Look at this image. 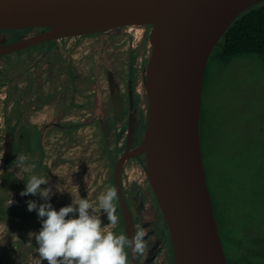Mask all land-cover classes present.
<instances>
[{
  "label": "rangeland",
  "instance_id": "1",
  "mask_svg": "<svg viewBox=\"0 0 264 264\" xmlns=\"http://www.w3.org/2000/svg\"><path fill=\"white\" fill-rule=\"evenodd\" d=\"M145 26H124L101 34L59 38L52 47L49 42H39L34 44L36 46L24 48L26 51L22 53L19 50L8 54L6 62L0 61V100L6 94L21 98L31 82L26 98L31 96V106L39 108L32 110L31 123L40 127L57 121L63 126L49 127L43 163L37 161L41 152L35 151L29 144L17 154L25 155L28 163L35 164L31 174L49 178L55 193L51 203L57 210L62 200L64 206L72 203V194L77 197V190L80 192L89 185L91 188L87 193L95 195V203L109 187L115 188L114 167L119 152L124 148L126 133L118 137L114 131L117 127L121 131L127 129L129 118L127 106L124 108L126 115L120 111L119 117H114L109 73L113 76L118 73L125 86L131 56L146 55V52L130 51L142 39ZM39 30L29 34L46 29ZM7 33L13 40L19 33L24 34L11 29ZM57 52L63 54L64 61L56 57ZM105 56L109 61H105ZM207 69L201 117L202 148L215 204L220 203L217 213L225 215L223 211L226 212L222 234L227 255L232 256L235 253L230 241L232 230L238 238L251 237L255 246H264V58L248 54L225 64L218 57H212ZM139 82L141 87H145L142 80ZM99 90L103 94L101 100ZM39 100H44L42 105H38ZM8 105L6 101L5 104L0 101V196H5L1 193L5 164L2 124ZM22 107L17 105L15 112ZM136 119L139 121L138 116ZM120 142L123 144L121 147ZM17 155L8 164L11 187L6 196L14 200L12 206L21 208L25 216L0 212V245L6 242L4 247H0V256L8 254L16 264H41L38 246L34 239L29 240L28 234L38 232L42 223L37 211L28 210L27 202L44 201L38 195L21 196L26 183L16 178L19 169L13 162ZM28 175L25 174V180ZM124 180L129 196H132L133 181H146V174L127 168ZM58 184L64 192L56 190ZM150 184L147 182V187H138L140 192L142 189L149 190L146 194L149 196ZM115 203L119 222L114 229L109 225L107 216L101 215L109 230L122 233L125 226L122 225L123 218L121 223L118 201ZM130 204L134 210L137 204L131 199ZM141 213L137 214V228H145L152 241L155 239V220L146 209L144 215ZM157 241L155 239L146 244L142 255L153 258L155 264H164L166 251L164 245ZM128 264L131 262L128 261Z\"/></svg>",
  "mask_w": 264,
  "mask_h": 264
},
{
  "label": "water",
  "instance_id": "2",
  "mask_svg": "<svg viewBox=\"0 0 264 264\" xmlns=\"http://www.w3.org/2000/svg\"><path fill=\"white\" fill-rule=\"evenodd\" d=\"M261 1L0 0V30L47 28L0 42V55L64 37L153 25L145 70L147 127L133 147L137 125L131 113L126 151L117 160L114 183L131 238L136 228L122 170L130 157L146 153L149 180L170 231L174 264H229L203 156L204 80L223 34L242 12ZM11 150L9 142L7 155ZM129 252L131 264H140L139 255Z\"/></svg>",
  "mask_w": 264,
  "mask_h": 264
},
{
  "label": "flooded vegetation",
  "instance_id": "3",
  "mask_svg": "<svg viewBox=\"0 0 264 264\" xmlns=\"http://www.w3.org/2000/svg\"><path fill=\"white\" fill-rule=\"evenodd\" d=\"M152 26H153L152 24H147L145 26V28L143 29V33H142V35H143L142 39L139 40L140 42H138V44H136V45L134 44L133 45L134 47H132V49L130 50L131 52L132 51L133 52L137 51L139 53L140 52H143V53L146 52V55L144 57H137L138 55L136 56V54L131 56V59H130V62H129V65L127 68L128 77L125 80V86H123V83L121 82V79H120L121 76H119L118 73H116L115 76H113V74L110 75V73H109L110 93L112 94L111 97L113 98L111 104L113 107L115 119H116V117H119L120 111H123L126 115V112L124 109L125 106H127V109H128L127 114H128L129 120H130L131 113L132 112L134 113V119H135V122L137 125V130H136V134H135L133 147L142 141L144 134H145L146 127H147V120H148V114H149V97H148V94L145 90V87H141L139 81L142 80L143 86H144L145 70H146L145 67H147L148 60L150 57V49L151 48H150V42H149V33H150V29ZM114 29H116V28H114ZM7 30L8 29L0 30V42L2 41V43L11 42V41L21 39V38L27 36L32 31H40L37 28L30 29L22 35L19 33L18 36L16 37V39L13 40L8 36ZM105 32H107V31H105ZM91 34H93V33H91ZM55 40H52V41H54V43H55ZM49 41H45V42H49ZM45 42H43V43H45ZM54 43H53V45H54ZM50 45H51V47L53 46L52 44H50ZM33 46H36V45H33ZM33 46H31V47H33ZM55 48L54 49L56 51H58V47H55ZM19 50L21 51L19 53L26 51V50H24V48L19 49ZM19 50L0 55V61L6 62V60H9V56L11 54L17 53ZM8 54H10V55L8 56ZM56 57H58V58L60 57V59L64 61V57H63V54L61 52H57ZM104 59H105V61H109V59L106 58V56ZM14 61H17V60H14ZM31 85H32V83L29 82L28 87H26L25 90L23 91V95L21 97L22 99L20 97H16L15 95L13 97H10L9 94H6L5 98L0 100L4 104H5V101L9 104L8 105L9 108L6 109V116L4 117V122L2 124V127L4 129V130H2L4 132L2 134L4 136L3 145H4V149H5V154H4L5 164H4L3 173L5 172V174L9 173L8 172V164L12 161L13 158H15V156L17 154L22 152L23 148H25L27 144H29L31 146V148L34 149L35 151L41 152L40 157L37 161H41L43 163L42 159H43V157L45 155V151H46L45 150V146H46L45 138H46V133L49 131V127L53 126V125L54 126H62L57 121L51 122L52 125H50V126L45 125V126H40V127L36 123H31L30 116H31L32 110L39 109L38 106H34V107L31 106V104H32L31 96H29V98H26L27 95L30 93ZM131 89H132V92H131ZM100 90H102V88H100ZM100 90H99V98L101 100V97L103 96V94H102V91H100ZM132 95H133V97H132ZM132 99H133V104H132ZM43 101L44 100H42V101L39 100L38 105H42ZM20 104L23 107H22V109L19 110L20 115H17L19 111L15 112V109H16L17 105L19 106ZM34 105H36V104H34ZM41 107H43V106H41ZM137 116L139 117V121H137V119H136ZM16 117H18V118H16ZM116 129L117 130L114 131L115 135H118V137H119V135H121L122 133L123 134L126 133V137L124 139V148H123V150H121L119 152L118 157L116 159L114 172H115L116 163H117L118 158L126 151L129 126L124 131H121L120 127H117ZM9 142L12 145V150L7 155V153H6L7 144ZM122 145L123 144H121V142H120L119 146L121 147ZM62 153H63V150H62ZM147 166H148V162H147L146 153L138 155V156L130 157L125 163V166H124L125 169L123 167V170H122L123 190H124V193L127 197L131 211L133 213L136 230L138 229L137 228V224H138V215L137 214L142 212L144 215V210L146 209V211H149V213L151 214L152 219L155 220V228L153 229V237L155 239H157L158 241H160L161 245H164V249L166 251L165 255H166L167 260H164L165 261L164 264H174L173 245H172V240H171V236H170V231H169L168 225L166 223L165 217L163 215L162 209H161L159 202L156 198V195L152 189V186L150 184V193L151 194L149 196H146L147 191H149V190L144 191L142 189V193H141L140 189L138 188L140 186H141V188H143L144 186L147 187V182L150 183ZM127 168H130V169L132 168V170H134V168H135V170H138V171L141 170L144 174H146V181L145 180H142V181L134 180L133 181V186L131 187L132 196H129L128 188H127V186L125 184V180H124V175H125V173H127ZM83 179H84V177H83ZM139 184H141V185H139ZM134 186L136 187V189ZM90 188H91V185L87 186L86 189L82 188V190L80 192H79V190H77V194H76L77 198H79L80 196L82 198L87 197L93 203H95V199H96L95 195L87 193ZM2 189H3V187H2ZM9 198H11V197H9ZM9 198L6 200L4 198H0V200L3 202L4 205H8L7 207H10V206L13 207L12 205H13L14 200L13 199L9 200ZM130 199L137 204L134 206V208H135L134 210L131 207ZM117 200H118V205L120 206L118 196H117ZM147 205H148V207H147ZM63 206H64V202L62 200L61 201V207H63ZM150 207H151V209H149ZM0 212H3V209L2 210L0 209ZM26 221H24V222H26ZM24 224L26 226V223H24ZM122 234L127 236L126 229L124 231H122ZM231 237H232L231 241H232V246H233L234 251H235L236 247H237V249H244L245 247L249 248V247L255 246L253 243L255 240H253V238H251V237L247 238V239H245V238L240 239L236 236V240H235V233L234 232L232 233ZM155 239L152 241L154 242ZM144 240H145V243L147 245H149V243H152V241L149 240L148 235L145 236ZM223 242H224V240H223ZM4 244L0 245V247L1 248L4 247ZM30 249H31V246H30ZM226 254H227V252H226ZM3 258L5 260H3ZM38 259L40 260V257ZM240 259L241 258H239V260H235V253H234L232 255V258H231V264H262V262H260L259 260H255V259L251 260V261L250 260L247 261V260H245V258H243L241 260ZM145 260H147V261L145 262ZM17 261H20V260H17ZM139 261H140V264H155L153 258H144V256L142 254H139ZM228 263H229V259H228ZM0 264H16V263H15V260H10V256H8V254H4L2 257L0 256ZM41 264H47V262L42 261Z\"/></svg>",
  "mask_w": 264,
  "mask_h": 264
},
{
  "label": "clouds",
  "instance_id": "4",
  "mask_svg": "<svg viewBox=\"0 0 264 264\" xmlns=\"http://www.w3.org/2000/svg\"><path fill=\"white\" fill-rule=\"evenodd\" d=\"M13 164L19 169L16 178L26 183L21 196L38 195L44 201L27 202L28 210L37 211L42 223L38 232L28 234L29 240L34 239L38 246L41 261H47V264H128V249L138 255L144 252L145 228L139 227L129 238L104 225L105 215L113 229L119 222L115 188L109 187L96 203L87 197L77 198L72 194V203L57 210L51 203L55 193L49 178L31 174L35 164L28 163L25 155H17ZM25 174H29L27 180ZM56 190L61 193L65 191L59 184Z\"/></svg>",
  "mask_w": 264,
  "mask_h": 264
},
{
  "label": "trees",
  "instance_id": "5",
  "mask_svg": "<svg viewBox=\"0 0 264 264\" xmlns=\"http://www.w3.org/2000/svg\"><path fill=\"white\" fill-rule=\"evenodd\" d=\"M30 29H35V28L11 29V30L22 31L26 33ZM37 29H47V28H37ZM49 43L53 45L54 41L50 40ZM248 54H257V55L262 56V58H264V0L256 4L255 6L251 7L250 9L242 12L234 20V22L231 24V26L227 29V31L223 34V36L219 40L210 58L218 57L223 63L228 64L234 58L238 56H245ZM207 73H208V69L205 75L204 89H205V84L207 80ZM204 89H203V92H204ZM201 122H202V119H201ZM203 156H204V153H203ZM204 161H205V166H206L205 157H204ZM206 171H207V178H208L209 174H208L207 166H206ZM2 178L4 181V187L1 193H4L5 196H3L2 194V196L0 197L6 200L9 197L6 195L11 187V184H10L11 177H10V174L8 173L5 174L4 172L2 173ZM210 190L213 196V202H214L217 220L219 223L220 232L224 240L223 243H225V239L222 234V228H224L225 226L224 223L226 219V212L223 211L225 215L222 214L221 212H219V214L217 213L218 208L220 209V203L218 202L216 206L215 197H214L211 187H210ZM7 206L8 205H4L3 202L0 200V209L1 210L3 209V212H6L8 215L10 214L18 215L19 217L25 216V213L23 212V210H21V208L19 209H16V207L7 208ZM118 211L120 213V218H121V223H122V215H121L122 213H121L120 206H118ZM232 233H233V230L232 232H230V241L232 239L231 237ZM235 240H236V235H235ZM227 256L229 259V264H231L232 256H229V255ZM239 258L241 259L245 258V260L247 261L248 260L251 261L255 259V260H259L260 262H262V264H264V246H258V247L254 246V247H249V248L245 247L244 249H237L236 247L235 248V260H239ZM128 261L130 262V252L128 254Z\"/></svg>",
  "mask_w": 264,
  "mask_h": 264
},
{
  "label": "built area",
  "instance_id": "6",
  "mask_svg": "<svg viewBox=\"0 0 264 264\" xmlns=\"http://www.w3.org/2000/svg\"><path fill=\"white\" fill-rule=\"evenodd\" d=\"M132 27H135V26H132Z\"/></svg>",
  "mask_w": 264,
  "mask_h": 264
}]
</instances>
